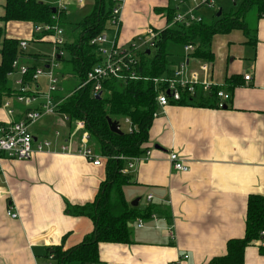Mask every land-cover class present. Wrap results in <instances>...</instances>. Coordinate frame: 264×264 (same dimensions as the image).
I'll return each instance as SVG.
<instances>
[{
    "label": "crops",
    "instance_id": "1",
    "mask_svg": "<svg viewBox=\"0 0 264 264\" xmlns=\"http://www.w3.org/2000/svg\"><path fill=\"white\" fill-rule=\"evenodd\" d=\"M56 1L44 2L55 6ZM64 2L66 19L62 23L74 24L80 18L81 4ZM172 3L174 0H123L119 30L112 40L119 47H128L137 43L148 27L163 29L165 17L154 8ZM3 6L4 0H0V16ZM186 7L183 3L180 10ZM255 20V45H249L243 32L235 29L213 36L211 61L189 58L188 69L206 64L207 77L214 82L226 84L235 75L240 77L239 83L229 92L225 107L170 102L158 109L145 143L150 156L126 172L129 182L123 187L130 206L135 199L137 204L132 207L137 211L152 205L157 218H141V227L138 218L132 220L127 243L99 242L94 264H171L185 254L187 258L179 264H208L225 251L227 239L242 236L248 195H264V17ZM1 25L6 37L27 41L21 64L48 65L53 45L50 38L35 31L33 23L11 20L0 21ZM42 42L49 44V52H43ZM171 43L166 46L170 69L185 55L182 45L178 44V52L169 49ZM172 52L178 53L174 61H170ZM247 73L250 78L245 81ZM16 77L14 73L11 80ZM45 81V76H40L36 85L42 90ZM67 94H61L58 84L53 96L59 100ZM11 106L12 118L18 119L24 106L15 100ZM9 119L1 106L0 123ZM30 131L36 140H51L55 152H37L30 160H1L0 264H44L46 248L61 244L65 235L64 247L80 241L92 230V221L69 213L66 207L92 201L105 177L103 165H93L80 154L59 151L61 144L69 143L72 149L78 146L79 131L69 137L75 130L64 115L57 111L45 115ZM169 152L177 153L189 170L175 171ZM10 206L17 217L6 215ZM169 223L174 225L172 238L166 231ZM242 264H264V237L245 248Z\"/></svg>",
    "mask_w": 264,
    "mask_h": 264
},
{
    "label": "trees",
    "instance_id": "2",
    "mask_svg": "<svg viewBox=\"0 0 264 264\" xmlns=\"http://www.w3.org/2000/svg\"><path fill=\"white\" fill-rule=\"evenodd\" d=\"M89 12L83 14L73 25L78 28V36L72 41L57 47L63 54L55 55L58 66H67L68 72L79 82L86 79L87 73L93 66L100 63L101 57L96 46L90 41L96 35L106 30L110 24L111 0H92ZM189 0H174V3L155 6L157 13L163 14L166 23H170L176 12L182 9L183 3ZM236 2V0H233ZM239 9L235 13L216 16L217 9L209 21H193L188 23H173L161 30L154 39V45L149 49L138 52L139 61L132 64L128 70L134 72L137 78L119 79L115 77L101 82L100 97L92 94L91 82L68 92L59 103L57 112L71 124L81 120L84 129L89 134V144L102 157L105 177L99 184L97 193L92 201L80 205L68 204L66 210L78 216H86L92 221V230L86 233L77 243L64 247L66 235L61 244L46 248L45 258L52 254L54 264H94L98 261V243L114 242L127 243L130 241L131 227L128 225L136 218L147 219L155 209L146 207L137 211L130 206L123 195V187L129 182L127 173L121 169L126 166L125 157L143 154L145 143L149 139V129L154 114L158 112L155 100L157 89L152 78L159 77L170 71L166 46L168 42L184 45L191 44L194 49L189 56L211 61L213 52L211 41L215 34H225L239 29L247 37L249 45L256 43V29L250 28L245 22V15L255 9L256 18L264 14V0H239ZM4 11L0 21H27L33 25L62 23L66 19V9L58 11L55 6L42 0H4ZM52 9H55L52 12ZM19 39L5 36L4 27L0 26V107L7 96L13 95L15 88L11 86L9 73L13 71L12 62L25 57V50L19 46ZM153 51V52H152ZM66 52L69 57H66ZM35 66H27L24 81H28ZM13 75V74H12ZM239 76L227 79L225 90L230 92L239 83ZM13 82V81H12ZM14 84V82H13ZM200 91V90H199ZM218 99L215 92L195 96L185 95L174 102L178 105L198 107H217ZM120 121L128 118L129 125L121 128V133L110 130L107 118ZM130 126V130L128 129ZM264 195L250 194L246 200L244 230L240 237L229 238L225 242V251L213 256L208 264H242L244 251L254 241L264 237ZM263 253V246H258Z\"/></svg>",
    "mask_w": 264,
    "mask_h": 264
},
{
    "label": "built area",
    "instance_id": "3",
    "mask_svg": "<svg viewBox=\"0 0 264 264\" xmlns=\"http://www.w3.org/2000/svg\"><path fill=\"white\" fill-rule=\"evenodd\" d=\"M78 4L82 3V0H75ZM113 6L111 9L110 25L114 28V36H116L121 16V7L123 0H111ZM193 3V6L186 7L184 10H179L174 15L170 23H165V27L172 25L173 23H185L186 25L193 21H201L202 17L195 14V9L199 7H207L209 9H216L213 0H189ZM55 7L58 11L66 9V2L64 0H57ZM264 17V14L262 15ZM164 27V28H165ZM35 31L42 32L44 35L42 38H47L53 45V53L50 56L47 67H35L31 78L28 81H24V76L27 73V65L21 64L18 58H15L12 62L13 71L10 75L17 73V77L14 80L15 92L13 93V99L19 104L24 106L21 115L18 119H13V107L8 100L3 101L2 107L5 108L8 117L10 119L4 123H0V179L3 178L4 172L1 164L3 157L16 160H30L37 152H55L53 148V142L48 139L36 140L34 139L30 127L36 123L40 118L45 115H50L56 112L59 103L63 99L55 100L53 94L57 90L58 77L54 72V68L58 66V62L55 60V55H62V50H57V47L61 46L65 39L63 37V31L58 25L44 24L35 26ZM158 35V31L148 27L142 36L138 37L137 43L129 44L128 47L117 46L115 40L110 41L106 30L96 35L91 39L90 43L96 46L98 54L101 57L100 63L92 67L87 73L86 79L78 83L77 88L81 87L89 82L93 84L92 94H101V82L104 79L115 77L119 79H133L137 78L134 72L130 71L128 74L126 70L132 64L139 61L138 52L141 50L150 49L154 45V39ZM21 49L25 50L27 41L22 39L19 41ZM194 47L191 44H184L183 50L185 52L184 58L180 63L166 74L159 77L152 78L153 84L157 89L156 103L158 109H163L170 102H177L182 96L190 95L195 96L198 92L202 94H208L215 92L218 99L217 107L221 108L225 106V102L229 100L230 94L225 90L224 84L214 82L211 78L207 77L208 65L200 64L197 70L188 69V60L191 58L189 53L192 52ZM130 65V66H129ZM200 73H204V77L200 78ZM45 76V87L40 89L36 85L37 79L40 76ZM250 78L249 73L243 75V79L248 81ZM200 90V91H199ZM157 114H154V117ZM124 122L129 125L128 118L124 119ZM74 130L69 134V137L78 134V146L74 149L70 148V144L59 145V151L65 153H76L82 155L87 161L93 165H101L102 157L98 155L92 147L89 145V134L84 129L83 122L77 120L73 122ZM130 130V126H128ZM58 136V132L54 133ZM150 156V151L145 150L143 154L133 157H125L126 166L121 169L122 173H126L133 168L134 164ZM168 160L171 167L175 171L187 172L188 166L184 163V160L180 158L177 153L169 152ZM151 195L147 196L150 199ZM6 215L15 218L16 212L12 211V207H8ZM151 219H156V214H150ZM143 221L141 218L137 219V226L141 227ZM174 225L169 223L166 226L168 236L172 238ZM264 234V230L262 231ZM52 254H48L45 264H54L52 261ZM187 255H182L178 260L172 261L171 264H179L182 259H186Z\"/></svg>",
    "mask_w": 264,
    "mask_h": 264
},
{
    "label": "rangeland",
    "instance_id": "4",
    "mask_svg": "<svg viewBox=\"0 0 264 264\" xmlns=\"http://www.w3.org/2000/svg\"><path fill=\"white\" fill-rule=\"evenodd\" d=\"M50 1H52V0H50ZM213 2H214L215 8L216 9L221 8V10L223 11L224 14L237 12L239 9V4H240L239 0H236V2H234L233 0H213ZM92 4H93L92 0H82V3H81L82 11L78 15H80V17H81L83 14H86L87 12H89L91 7H92ZM186 6L191 7V6H193V3L191 1H187ZM194 12H195V14L200 15L202 17V19H204L205 21H209L212 19L213 14L215 12V9H209L207 7L202 6V7L195 9ZM255 19H256L255 18V9L253 8L247 12L244 20L250 28H255V24H256ZM61 27L64 29V36H65V40L67 42H72L78 36V28H75V26L73 24L62 23ZM106 33H107L109 40L112 41L113 35H114V28L109 23H107ZM30 42L32 43L34 41H30ZM42 43H43L42 44L43 52H49V49H50L49 44L47 42H42ZM29 46H32V45L30 44ZM30 49H32V47ZM169 49H172L175 52H178L179 46H178V44H175L172 42L171 44H169ZM44 50H47V51H44ZM175 52H172L173 55H172V53L170 54V61H174L175 57L177 56L178 53H175ZM66 57H69L67 52H66ZM54 72L58 77V80H59L58 84H59V88L61 90L62 95L73 90L79 83V81L74 76H72V74L70 72H68V67L65 65L55 67ZM12 78H13V75H11L9 77V80L11 81V85H14L12 80H11ZM6 99L9 100L11 102V104L14 102L12 95L7 96ZM120 122H121L120 127L122 129L126 128L127 124L124 122V120H122ZM134 226H135V224H134ZM131 229H133V228H131ZM134 229H136V227H134Z\"/></svg>",
    "mask_w": 264,
    "mask_h": 264
},
{
    "label": "water",
    "instance_id": "5",
    "mask_svg": "<svg viewBox=\"0 0 264 264\" xmlns=\"http://www.w3.org/2000/svg\"><path fill=\"white\" fill-rule=\"evenodd\" d=\"M55 11V9H52V12H54ZM220 14H221V8H218L217 9V12H216V16H220ZM145 53L148 55V54H150V50L149 49H146L145 50ZM47 67V66H46ZM97 98L98 97H100V92L99 93H97L96 95H95ZM223 107H225V106H223ZM107 122H108V125H109V128H110V130L111 131H113V132H115V133H121V130H120V128H119V123L116 121V120H112V119H110L109 117L107 118ZM137 200L138 199H135L134 201H132L130 204L132 205V206H135L136 204H137ZM129 225V224H128Z\"/></svg>",
    "mask_w": 264,
    "mask_h": 264
}]
</instances>
